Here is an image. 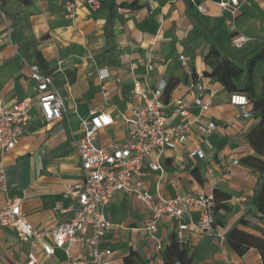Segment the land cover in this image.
Wrapping results in <instances>:
<instances>
[{
  "label": "crops",
  "instance_id": "obj_1",
  "mask_svg": "<svg viewBox=\"0 0 264 264\" xmlns=\"http://www.w3.org/2000/svg\"><path fill=\"white\" fill-rule=\"evenodd\" d=\"M74 1L75 17L66 12L67 0L0 1V100L10 103L36 95L30 66L37 63V51L44 59L42 71L53 76L65 99L62 119L48 123L35 111L30 133L0 157L6 172L0 208L21 198L27 218L38 229L67 219L71 212L60 213L55 207L70 206L72 198L63 196L64 187L82 176L77 142L84 136L83 121L91 110L108 113L112 122L99 130L94 144L124 143L125 117L144 106L134 87L150 91L165 80L171 90L164 93V102L183 98L191 103L192 115L200 114L204 124L214 121L216 127L199 137L192 126L187 142L154 153L147 162L158 160L162 169L146 165L145 187L163 197L214 193L221 203L211 230L190 228L183 232V242L178 240L193 264H264L256 248L240 256L226 241L235 226L256 235L264 229V217L254 203L264 171L252 158L264 156L248 140L259 119L244 118L239 106L231 103L232 94L243 92L231 93L217 78L204 75L213 49L242 66L255 54V41L264 38V0H245L236 18L213 0H99L97 9L87 0ZM199 2L206 11L198 8ZM237 36L249 41L236 47ZM263 72L264 62L259 61L254 70L256 98L263 93ZM196 81L213 96L205 113L193 104ZM237 84L243 87L244 77ZM249 108L254 110L253 103ZM199 146L206 156L190 157V150ZM225 194L230 197L224 199ZM106 212L113 227L101 246L109 264H166L164 251L187 221L164 216L152 234L146 228L148 207L123 191L114 194ZM198 216L194 211V219ZM0 237V264H28L30 241L20 240L10 227L2 228ZM72 251L79 253V246H72ZM40 264L69 262L58 249L43 256Z\"/></svg>",
  "mask_w": 264,
  "mask_h": 264
},
{
  "label": "built area",
  "instance_id": "obj_2",
  "mask_svg": "<svg viewBox=\"0 0 264 264\" xmlns=\"http://www.w3.org/2000/svg\"><path fill=\"white\" fill-rule=\"evenodd\" d=\"M213 1L236 18L245 0ZM87 3L94 9L100 7L99 0H87ZM65 5L68 15L75 17L76 1L67 0ZM198 8L206 11L201 2ZM0 11L4 15L1 7ZM247 41V36L233 39L236 47H242ZM180 59L185 61V55H181ZM30 69V77L36 83V95L10 103L0 100V157L13 149L23 135L30 133L35 111L48 123L63 117L65 99L56 88L53 76L43 72L37 63H33ZM152 69L150 65L149 70ZM99 78L103 79L104 74H100ZM167 85L168 82L163 80L150 91L139 85L134 87V93L144 99V106L134 109L130 116L125 117L127 139L124 143L96 146L94 140L97 133L111 124L112 118L106 112L91 110L82 123L84 136L77 142L82 176L67 183L63 190V196L72 198V203L68 208H62L60 204L55 207L60 213L71 212L67 219L56 220L38 229L27 218L21 198L12 199L4 208H0V233L2 228L10 227L17 231L20 240L32 243L28 264H40L43 256L53 255L58 249L64 251L69 264H109L107 250L102 248L101 243L113 227L106 208L118 191L136 197L148 207L151 218L146 228L152 234L158 231L164 216L187 220L179 225L177 231L180 242H183L185 230L194 228L207 232L213 228L217 212L214 193L188 192L163 197L156 196L144 185L146 165L152 170L162 169L158 160L147 162L154 153L161 154L167 148L187 142L192 126H196L199 137L206 136L216 127L214 121L204 124L200 114L192 115L191 103L183 98L164 102ZM193 86L196 88L193 104L201 113H205L213 105V96L206 94L202 82H193ZM231 103L239 106L244 118L254 116V110L249 108L252 100L246 93L232 94ZM189 155L192 158L206 156L200 146L190 150ZM0 189H6V172L1 159ZM194 211L199 212L197 219L193 217ZM74 245L80 248L77 254L72 251ZM175 264L182 263L176 261Z\"/></svg>",
  "mask_w": 264,
  "mask_h": 264
},
{
  "label": "trees",
  "instance_id": "obj_3",
  "mask_svg": "<svg viewBox=\"0 0 264 264\" xmlns=\"http://www.w3.org/2000/svg\"><path fill=\"white\" fill-rule=\"evenodd\" d=\"M255 54L246 61L245 66L240 65L236 59L223 55L220 50L213 49L207 58V69L204 75L207 77L217 78L229 92L246 93L254 105V116L259 119L258 125L248 134V140L256 153L264 156V72H263V93L260 98L255 97L254 70L259 61L264 62V38L255 41ZM37 64L43 65L44 59L41 52H36ZM244 77L243 87H239L237 82ZM171 90L168 84L165 92ZM164 92V93H165ZM258 161V165L264 171V160L252 157ZM251 159L248 158V160ZM224 199L230 197L224 195ZM216 198V197H215ZM254 203L261 217H264V180L260 189L255 194ZM221 203L216 199L217 210ZM242 223H247L245 220ZM228 246L240 256H243L251 247L256 248L264 261V229L261 234L256 235L246 230L233 227L226 237ZM166 264H175L180 261L182 264H193V257L188 250L182 246L175 235L172 236L170 245L164 251Z\"/></svg>",
  "mask_w": 264,
  "mask_h": 264
}]
</instances>
